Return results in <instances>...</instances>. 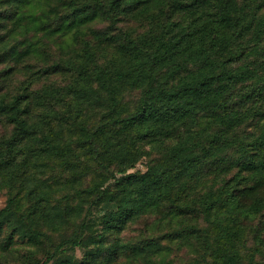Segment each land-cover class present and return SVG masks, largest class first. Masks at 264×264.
I'll return each instance as SVG.
<instances>
[{
	"label": "trees",
	"instance_id": "trees-1",
	"mask_svg": "<svg viewBox=\"0 0 264 264\" xmlns=\"http://www.w3.org/2000/svg\"><path fill=\"white\" fill-rule=\"evenodd\" d=\"M65 3L53 33L70 41L23 63V80L0 68V247L20 239L26 264L39 248L41 264H73L106 198L102 240L154 215L175 226L172 244L217 234L243 247L264 220V0ZM143 153L147 169L128 172ZM243 219H258L244 241Z\"/></svg>",
	"mask_w": 264,
	"mask_h": 264
},
{
	"label": "rangeland",
	"instance_id": "rangeland-1",
	"mask_svg": "<svg viewBox=\"0 0 264 264\" xmlns=\"http://www.w3.org/2000/svg\"><path fill=\"white\" fill-rule=\"evenodd\" d=\"M65 1L0 0V68L8 73H13L17 68V74L13 78L16 82L27 77L28 70L25 68L35 69L36 64L42 65L48 59V57L40 59L41 49L46 46L56 48L58 43L65 44L70 41L64 37H57V32L53 33V30L57 31L56 28L61 27L60 25L63 27L66 25V21L64 22V19L67 18ZM260 11L264 13V7ZM17 16L21 17L19 21L21 24L13 26ZM133 24L134 20L127 23V25ZM81 25L84 27L86 24ZM23 63L25 68L21 66ZM47 82V78L42 77L32 79L30 85L31 88H39L38 85ZM247 129H252V127L249 126ZM147 160V153L141 154L135 164L128 168V172L145 171ZM40 182L41 176L37 183ZM6 190V187L0 182V206L5 204ZM262 191L264 192V187ZM109 207H115V203L108 198L92 207L82 242L68 252L73 264H86L85 261H88L89 264H212L214 261H219L222 264H264V220L258 225L260 233L245 231L248 234V239L246 244L239 249L229 245L223 240L222 235L218 237L217 234L208 237L197 234L181 244H179L180 238H178L177 245L172 244L164 235L175 226H170L168 217L159 223L154 215L139 218L137 222L130 220L120 230L114 233L110 231L107 238L102 240L100 232L102 231L103 215ZM257 221L258 219H255L253 223L245 225L244 219L241 221L239 229L242 231L243 241L244 228L249 226L253 229L252 226ZM260 235L262 243L256 245L255 237ZM156 238L159 239L158 244L152 246L151 241ZM136 244H140L139 248L135 247ZM28 248L31 246L20 239L11 244L9 252L0 247V264H26L19 260L18 256L20 255L19 251ZM99 248L102 251L98 250ZM108 249L113 252L111 257L107 256ZM33 255L40 260L39 264L45 259L42 248L34 249ZM17 258L18 260H13ZM45 264H53V262L49 260Z\"/></svg>",
	"mask_w": 264,
	"mask_h": 264
}]
</instances>
